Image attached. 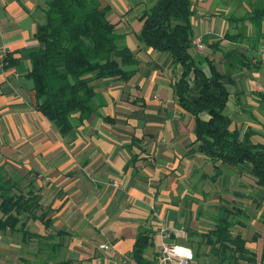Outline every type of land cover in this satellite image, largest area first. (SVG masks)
I'll return each instance as SVG.
<instances>
[{
	"label": "crops",
	"instance_id": "obj_1",
	"mask_svg": "<svg viewBox=\"0 0 264 264\" xmlns=\"http://www.w3.org/2000/svg\"><path fill=\"white\" fill-rule=\"evenodd\" d=\"M49 1L0 0V169L20 189L32 182L41 205L52 210L50 234H64L58 237L63 261L136 264L131 252L146 232L144 258L157 264L160 229L178 233L167 243L190 248L200 240L188 232L207 233L228 212L231 235L242 237L264 264V189L247 163H217L215 176L195 142L194 117L173 94L181 66L137 40L140 17L157 0H98L120 44L132 51L136 64L123 70L134 74L128 81H93L95 111L73 120L65 136L35 109L28 78L30 54L40 47L36 27ZM190 2L193 41L203 46L192 45L195 66L208 73L211 64L224 75L230 128L249 131L252 143L264 145V0ZM27 227L44 233L39 221ZM30 245L33 253L20 234L0 231V264H27L25 254L41 258Z\"/></svg>",
	"mask_w": 264,
	"mask_h": 264
},
{
	"label": "trees",
	"instance_id": "obj_2",
	"mask_svg": "<svg viewBox=\"0 0 264 264\" xmlns=\"http://www.w3.org/2000/svg\"><path fill=\"white\" fill-rule=\"evenodd\" d=\"M107 12L108 8H101L98 0H50L44 21L36 27L35 38L40 47L30 54L32 67L28 74L33 84L34 107L61 136L74 128L73 120L82 122L95 111L93 81H128L134 74L123 70L136 61L132 51L120 44ZM192 13L190 0H157L141 15L143 24L137 40L146 48L169 53L174 63L181 66V76L172 85L173 94L179 106L194 117L195 142L215 165V176L217 163L229 167L247 163L257 185L264 189V145L252 143L249 131L241 133L230 128L231 121L224 113L229 96L224 75L211 64L208 73L194 64L190 54ZM40 200L32 182L20 189L0 169V231L20 234L25 245L33 241L42 264H54L61 249L60 242L54 239L64 234H50L52 210L43 207ZM226 213L216 219L213 230L188 232V238L198 237L197 246L208 247V254L215 260L212 264H257L245 240L231 235L233 223L229 221L230 213ZM31 220L39 221L44 233H31L27 227ZM149 240L146 232L138 235L131 252L136 264H151L144 258ZM193 253L198 264L197 249ZM68 263L62 260L58 264Z\"/></svg>",
	"mask_w": 264,
	"mask_h": 264
},
{
	"label": "built area",
	"instance_id": "obj_3",
	"mask_svg": "<svg viewBox=\"0 0 264 264\" xmlns=\"http://www.w3.org/2000/svg\"><path fill=\"white\" fill-rule=\"evenodd\" d=\"M192 45L195 47L197 51H201L203 49L201 39H195L192 41ZM117 184V183H115ZM162 242L159 246V256L157 257V264H192L194 261V253L190 248L183 247L180 245L167 243L165 240L171 237L173 234H178L172 230L160 229ZM101 250H109L107 245H100ZM190 249L192 252V258L188 259L187 257H182L177 254L176 249Z\"/></svg>",
	"mask_w": 264,
	"mask_h": 264
},
{
	"label": "rangeland",
	"instance_id": "obj_4",
	"mask_svg": "<svg viewBox=\"0 0 264 264\" xmlns=\"http://www.w3.org/2000/svg\"><path fill=\"white\" fill-rule=\"evenodd\" d=\"M221 8L219 9V12H224V9L223 8L221 9ZM250 236H251L250 234H247L245 236L246 240H248L250 238ZM58 241L60 242L61 240L58 238L54 239V242H58ZM197 243L198 242L196 239V241L193 242V244H194L193 247H190V249L193 252L195 249H197V252L200 255L198 264H212L213 261H215V260L211 255L208 254V252H209L208 247H206L203 244H199V246H197ZM61 244H62V242H61ZM25 246H26V248H25L26 250H29V252L33 253L32 251H34V250L31 249L32 251H30V249H28L27 245H25ZM32 246L35 247V244L30 245V247H32ZM45 252H46V250H45ZM25 257H26V262H28L27 264H42V262L40 260H38V259H41V258H39V256L34 257L31 254L30 255L25 254ZM55 258H56V260L53 261L52 263L58 264L60 261L65 260V258H67V253H65L64 250H61V252L59 254H57V256ZM192 264H197V263H196V261H193Z\"/></svg>",
	"mask_w": 264,
	"mask_h": 264
},
{
	"label": "clouds",
	"instance_id": "obj_5",
	"mask_svg": "<svg viewBox=\"0 0 264 264\" xmlns=\"http://www.w3.org/2000/svg\"><path fill=\"white\" fill-rule=\"evenodd\" d=\"M176 252L178 255H180L182 257H187L188 259L192 258V252L190 249L177 248Z\"/></svg>",
	"mask_w": 264,
	"mask_h": 264
}]
</instances>
